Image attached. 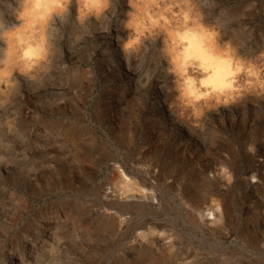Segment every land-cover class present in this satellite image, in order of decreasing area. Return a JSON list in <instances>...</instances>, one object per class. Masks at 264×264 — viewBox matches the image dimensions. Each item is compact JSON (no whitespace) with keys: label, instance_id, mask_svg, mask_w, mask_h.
I'll return each instance as SVG.
<instances>
[{"label":"rangeland","instance_id":"1","mask_svg":"<svg viewBox=\"0 0 264 264\" xmlns=\"http://www.w3.org/2000/svg\"><path fill=\"white\" fill-rule=\"evenodd\" d=\"M196 1L209 19L218 15L226 34L240 39L245 50L253 52L250 58H255L252 49L256 45L255 37L264 30V0ZM10 7L11 3L0 7V17L5 21L0 24V41L2 30L6 31L3 32L6 38V34L11 36L9 32L15 33L21 24L16 25L12 11L7 10ZM71 7L72 11L57 18L51 73L39 82L26 79L22 86L26 116L22 121L21 150L26 171L34 168V161L38 168L35 185L23 193L22 223L27 233L35 225V243L41 244L27 252L22 261L26 264H264V179L259 176L261 172L264 174V151L257 150L258 145L264 149V116L261 118L257 113L253 127L226 129L212 140L205 135L192 137L194 153L190 156L165 155V149H175L174 142L159 146L157 160L163 170L147 166L149 161L139 152L150 147L152 141L145 140L146 127L139 120L131 124L133 127L129 125L133 129L127 127L132 135L122 142L114 133H110L109 139L104 138V133L112 128L104 120L90 116L93 101L102 102L103 98L105 101L107 96L100 94L98 75L91 86L87 84L86 27L83 18L76 17L75 4ZM113 11H121L120 5ZM2 47L3 44L0 51ZM73 74L78 75L75 85L70 84ZM250 129L254 137L246 138ZM108 163L121 165L116 168L120 173L113 172ZM122 177L127 180L124 187L133 199L120 200V207L111 208L105 202L109 196L98 198V193L106 182L122 181ZM26 181L27 186L29 181L33 183L30 177ZM218 185L226 186L224 195L213 193ZM193 188L209 191L211 196L196 202L191 199ZM222 206L226 218L224 222L220 218L216 225L212 222ZM100 218L113 225L99 228ZM72 234L77 236L73 238L76 241L70 237ZM136 235L142 238L132 244ZM12 237L10 230L0 239L2 264H16L2 250ZM151 238L159 243L149 242Z\"/></svg>","mask_w":264,"mask_h":264},{"label":"bare ground","instance_id":"2","mask_svg":"<svg viewBox=\"0 0 264 264\" xmlns=\"http://www.w3.org/2000/svg\"><path fill=\"white\" fill-rule=\"evenodd\" d=\"M74 4L76 17L83 18L86 27L87 84L91 86L98 75L100 94L107 96L105 101H93L90 116L104 120L112 128L104 138L114 133L122 142L132 135L127 127L139 120L146 127L145 140L152 141L150 147L139 152L149 161L147 166L163 168L157 160L159 146L174 142L175 149H165V155L190 156L194 153L192 137L205 135L212 140L226 129L253 127L257 113L264 116V30L255 37V58H250L253 52L245 50L235 35L226 34L218 15L214 19L204 15L196 0H27L19 28L15 33L8 31L11 36L6 34V38L2 30L0 41V239L13 231L2 250L16 264H26L22 257L41 245L35 243V225L27 233L22 223L23 193L35 185L38 170L34 161V168L26 171L21 150L22 121L26 116L23 81L39 82L51 73L57 18L72 11ZM118 5L121 11H113ZM7 10L12 11V7ZM2 22L5 21L0 17L1 26ZM77 80L78 75L73 74L70 84L75 85ZM248 135L254 137L251 129L246 138ZM257 148L264 151L260 145ZM120 166L108 163L116 173H120L116 171ZM259 176L264 179L262 172ZM27 177L33 181L29 186ZM121 180L111 179L98 193V198L109 196L103 199L111 208L120 207V200L133 199L124 187L127 180ZM225 187L218 185L213 193L224 195ZM193 189L191 199L196 202L211 196L204 189ZM217 216L212 223L219 224L220 218L225 221L224 207ZM109 217L113 218L112 214ZM97 225L108 228L113 223L101 219ZM122 227L123 233V224ZM75 236L70 237L76 241ZM140 238L136 235L132 244Z\"/></svg>","mask_w":264,"mask_h":264},{"label":"clouds","instance_id":"3","mask_svg":"<svg viewBox=\"0 0 264 264\" xmlns=\"http://www.w3.org/2000/svg\"><path fill=\"white\" fill-rule=\"evenodd\" d=\"M8 3L12 5V15L15 17L18 25L20 23V16L22 15L23 5L27 0H0V7H6Z\"/></svg>","mask_w":264,"mask_h":264}]
</instances>
